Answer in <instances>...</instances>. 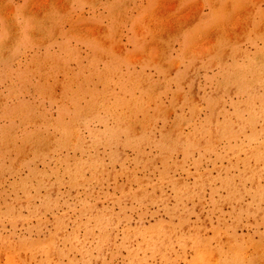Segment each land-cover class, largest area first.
Here are the masks:
<instances>
[{"label":"rangeland","instance_id":"374dc122","mask_svg":"<svg viewBox=\"0 0 264 264\" xmlns=\"http://www.w3.org/2000/svg\"><path fill=\"white\" fill-rule=\"evenodd\" d=\"M249 97L264 0H0V264H264Z\"/></svg>","mask_w":264,"mask_h":264},{"label":"bare ground","instance_id":"6f19581e","mask_svg":"<svg viewBox=\"0 0 264 264\" xmlns=\"http://www.w3.org/2000/svg\"><path fill=\"white\" fill-rule=\"evenodd\" d=\"M116 14V13H115ZM101 28V27H100ZM155 32V31H154ZM153 49V48H152ZM136 55H138V54H136ZM154 55V54H153ZM177 62V61H176ZM165 64V63H164ZM226 79V78H225ZM133 84H136V80L133 82ZM144 84V83H143ZM247 89V88H246ZM223 90V89H222ZM248 90H249V88H248ZM251 90V89H250ZM252 91V90H251ZM252 94H253V92H252ZM251 97H253V95L251 96ZM251 97H249V99H248V101L250 100V98ZM254 99H255V97H254ZM251 100H252V98H251ZM249 101L248 102V104H246V105H244V107L243 108H239V109H237V115H236V119H234L233 120V116H231L229 119H228V121H229V123H232L233 124V121H236L238 124H239V128L238 129H233V128H230L229 129V127H227V128H224V123H218V126H217V134H215L214 133V136L212 137V138H210L211 139V141H212V139H223L224 137L225 138H239V139H241L242 138V143L241 144H239L240 145V148L241 147H247L248 145H249V142L248 143H246V141H249V140H251V139H254V138H256V136L260 133V129L258 130V128H257V126H255V124L256 123H258V122H261V121H264V106L263 105H260L261 106V110H258L257 109V107H255V105L258 103H256V101L254 102H252V101ZM132 101H134V99L132 100ZM131 101V102H132ZM151 102V101H150ZM129 104H131V103H129ZM124 106H126V105H124ZM139 106H140V104H139ZM259 106V107H260ZM195 108H197V107H195ZM129 109V108H128ZM260 109V108H259ZM120 117V116H119ZM122 118H124V117H122ZM122 122V121H121ZM76 123V122H75ZM124 123H126V122H124ZM140 125V124H139ZM150 125V124H149ZM205 125V124H204ZM118 126H120V125H118ZM127 126V125H126ZM246 126H249V130H247L246 129ZM123 128H124V126H123ZM149 128V127H148ZM233 129V131H230V130H232ZM123 129L122 128H120L118 131H122ZM132 130V129H131ZM129 134V133H128ZM200 134H202V135H204V136H206L207 135V132L206 133H200ZM122 136V135H121ZM211 137V136H210ZM219 137V138H218ZM114 139V138H113ZM152 139H153V137H152ZM163 139V138H162ZM246 140V141H245ZM189 141V140H188ZM191 141V140H190ZM210 143V142H209ZM208 143V144H209ZM164 144H166V143H164ZM170 145V144H169ZM194 145H196V144H194ZM198 145V144H197ZM28 146V145H27ZM162 147H160L159 149H160V151L161 152H159L162 156H163V159H164V157H165V159H166V150L168 149V148H164V145H161ZM210 147H211V149H214L215 147L214 146H212V145H209ZM233 146V145H232ZM237 146V145H236ZM183 147H185L186 148V155L188 154H190V153H188V151H187V149L188 148H191V144L190 143H184L183 144ZM264 147V146H263ZM45 148V147H44ZM174 148V147H173ZM178 149V148H177ZM218 149V148H217ZM257 149V148H256ZM45 150V149H44ZM182 150V149H181ZM233 151H235V150H233ZM254 152V151H253ZM252 152V153H253ZM100 154V153H99ZM253 155V154H252ZM169 156H171V155H169ZM255 160H260V158H261V160H262V152L261 151H259V152H257L256 154H254V157H253ZM168 159V158H167ZM244 163L242 164V166L244 167V166H247L249 163H247V157L246 158H244L243 160H242ZM232 162V161H231ZM262 163H263V165H264V161L262 160L261 161ZM237 163H239L238 161H236L235 163L234 162H232L231 163V165L233 166V167H236V168H238V166H241V165H237ZM236 164V165H235ZM257 165V164H256ZM253 166V165H252ZM249 167V166H248ZM260 168V167H259ZM264 168V167H263ZM239 169V168H238ZM244 169V168H243ZM242 169V170H243ZM246 169V168H245ZM246 170H250V169H246ZM252 171H259L260 172V170H252ZM168 172V168H167V164L166 165H164V168L161 170V172L160 173H167ZM247 172V171H246ZM258 172V173H259ZM244 173V172H243ZM249 174H250V172H249ZM248 175V174H247ZM252 175V174H251ZM255 175V174H254ZM167 176L168 175H166V177L165 178H167ZM241 176V175H240ZM163 177V176H162ZM254 177V176H253ZM244 179V178H243ZM241 180V179H240ZM228 186H233V185H228ZM189 187V186H188ZM197 189H198V187H197ZM189 190H191V189H189ZM217 191V190H216ZM138 193V192H137ZM139 194V193H138ZM229 194H230V197H235V193L232 191V190H230L229 191ZM249 194H250V192H249ZM248 194V195H249ZM261 196H264V190L262 191V193H261ZM121 197H122V195H121ZM252 197V196H251ZM235 200H237V201H239L237 198L235 199ZM74 209V208H73ZM68 211V210H67ZM66 211V212H67ZM70 211V210H69ZM242 214V213H241ZM241 214H240V216L239 217H241ZM109 218V217H108ZM105 219V218H104ZM109 219H111V217L109 218ZM106 220V219H105ZM108 220V219H107ZM109 221V220H108ZM111 221V220H110ZM164 222V221H163ZM110 223V222H109ZM161 224H163V223H161ZM106 225H107V223H106V221H99L98 223H96L95 225H91L92 227L93 226H95V227H99V229L100 230H104L105 228H106ZM158 225H160V224H158ZM109 228V227H108ZM167 228H169V226L167 227ZM171 228V227H170ZM95 229H97V228H95ZM126 229H128V228H126ZM142 229V228H141ZM140 229V230H141ZM81 230V229H80ZM147 229H143L142 230V232H145ZM62 231L63 230H61V233H62ZM96 230H94V232H95ZM105 231V230H104ZM229 231V230H228ZM53 234V233H52ZM107 234H109V233H107ZM154 234V233H153ZM104 235H105V233H104ZM76 237H78L77 235H75ZM106 236V235H105ZM158 236V235H157ZM104 237V236H103ZM66 238V237H65ZM157 238H159V237H157ZM76 238H74V240H75ZM79 239V238H78ZM91 239V238H90ZM102 239V238H101ZM100 239V240H101ZM85 240V239H84ZM98 240V239H97ZM106 240V239H105ZM91 241V240H90ZM99 241V240H98ZM98 241H97V243H98ZM102 241H103V239H102ZM84 242V241H83ZM94 242V241H93ZM92 242V243H93ZM104 242V241H103ZM125 242V241H124ZM123 242V243H124ZM86 243V242H85ZM84 243V244H85ZM91 243V242H90ZM101 244V243H100ZM99 243H98V245H100ZM116 244V243H115ZM158 244V243H157ZM44 245V244H43ZM48 245V244H47ZM47 245L45 246V247H47ZM51 245V244H50ZM80 245V244H79ZM149 245V244H148ZM39 246V245H38ZM43 246V247H44ZM87 246H89V245H87ZM90 246H92L91 244H90ZM105 246V245H104ZM49 247V246H48ZM83 247H85V246H83ZM98 247V246H97ZM126 247H127V245H126ZM35 248V247H34ZM115 248V247H114ZM43 249V248H42ZM128 249V248H127ZM234 249V248H233ZM63 251H65L64 249H63ZM234 251V250H233ZM15 252V251H14ZM149 252V251H148ZM28 253V252H27ZM233 253V252H232ZM47 254H48V252H47ZM90 254H92V252L90 253ZM141 254V253H140ZM203 254V253H202ZM88 255V254H87ZM129 255H130V259L132 260V262L134 263V260L136 261H138L140 258H138V257H135V256H137V253H135L134 252V250L132 251V249H130V251H129ZM198 255V254H197ZM199 255H200V253H199ZM239 255V254H238ZM62 256V255H61ZM110 256V255H109ZM113 256V255H112ZM240 256L241 255H239V258H240ZM47 258V257H46ZM202 258V257H201ZM237 258H238V256H237ZM55 259V258H54ZM255 259V258H254ZM10 260V259H9ZM38 261V260H37ZM131 262V263H132ZM146 262V261H145ZM72 263V262H71ZM10 264H13V263H10ZM142 264H143V262H142Z\"/></svg>","mask_w":264,"mask_h":264}]
</instances>
